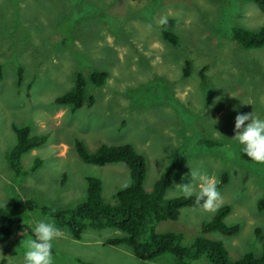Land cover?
Segmentation results:
<instances>
[{
    "label": "rangeland",
    "instance_id": "1",
    "mask_svg": "<svg viewBox=\"0 0 264 264\" xmlns=\"http://www.w3.org/2000/svg\"><path fill=\"white\" fill-rule=\"evenodd\" d=\"M161 18L172 20L176 45L163 40ZM262 26L264 14L240 0H0V208L21 203L23 227L9 240L0 236V264H22L19 246L32 237V222L51 221L42 207L52 212L82 203L85 178L100 181L109 205L129 185L125 165L84 164L75 140L89 153L129 145L145 161V192L174 164L166 200L184 196L180 186L191 182L190 170L216 185L224 173L215 212L228 206L223 224L237 232L202 237L221 242L231 261L246 253L260 256L264 164L251 162L232 138L238 113L264 118V47L242 49L231 33ZM95 71L107 75L100 87L87 81ZM77 74L86 80L82 106L56 105ZM20 127L47 140L21 155L18 174L7 155L17 141L13 128ZM215 212L183 208L177 220L156 223L153 230L179 233L181 244L191 248ZM59 229L54 264H178L169 254L142 262L125 246L104 245L123 236L112 228H86L78 240ZM181 264L209 262L202 256Z\"/></svg>",
    "mask_w": 264,
    "mask_h": 264
},
{
    "label": "trees",
    "instance_id": "2",
    "mask_svg": "<svg viewBox=\"0 0 264 264\" xmlns=\"http://www.w3.org/2000/svg\"><path fill=\"white\" fill-rule=\"evenodd\" d=\"M254 3L264 14V0H240ZM172 20L163 24L162 38L171 45H176L177 38L170 32ZM231 38L242 49H257L264 47V26L252 32L242 28H233ZM187 71L184 70L186 76ZM17 76L20 78L21 70ZM107 75L104 72H92L87 81L95 86L103 85ZM86 80L77 74L71 90L55 98L58 106H68L72 110L79 109L85 100ZM16 134V144L7 155L8 166L15 173L20 172V157L32 149L42 146L46 136H31L27 127L13 128ZM209 143V142H208ZM211 144V143H209ZM74 148L79 159L88 165L101 166L108 164H123L128 169L129 185L116 193V203L109 205L101 196V183L93 177L85 178L86 198L77 206L49 212L42 207V212L49 213L51 221L59 228L67 230L73 239H80L86 228L103 230L112 228L123 236L105 240L106 246H125L139 261L150 262L161 255L169 254L178 264L185 260H195L202 256L209 264H264V244L261 254L255 257L246 253L237 261H231L221 242L202 237L206 233L216 232L222 236H231L237 232V226H225L224 218L230 209L223 206L217 209L211 221L202 225L201 236L195 238L191 248L181 244L179 233H157L153 225L162 221H175L183 208L200 207L195 203V196H185L166 200L165 191L171 186L176 174L175 165L164 168L154 182L150 192L143 189L145 177V161L127 144L118 146H100L97 151L89 153L78 140ZM226 182L225 174L216 185L220 188ZM27 208H35L31 201L23 203ZM264 206V199L259 202L258 209ZM21 203H14L7 209L0 208V236L9 240L13 234L23 228L20 224Z\"/></svg>",
    "mask_w": 264,
    "mask_h": 264
},
{
    "label": "clouds",
    "instance_id": "3",
    "mask_svg": "<svg viewBox=\"0 0 264 264\" xmlns=\"http://www.w3.org/2000/svg\"><path fill=\"white\" fill-rule=\"evenodd\" d=\"M159 23L163 25L167 21L161 18ZM212 130L217 132L214 127ZM233 131L232 140L239 146V151L251 162L264 164V118L253 112L238 113L234 118ZM190 177V183L180 186L181 193L185 198L194 195L195 203L204 212H215L221 200L216 181L197 170H190ZM193 182H196L195 185ZM32 223V237L25 239L19 246L23 249L22 264H54L53 241L61 236V230L44 219L34 220Z\"/></svg>",
    "mask_w": 264,
    "mask_h": 264
}]
</instances>
